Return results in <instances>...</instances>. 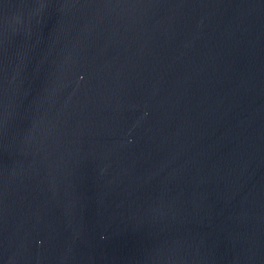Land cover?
<instances>
[{"label": "water", "instance_id": "obj_1", "mask_svg": "<svg viewBox=\"0 0 264 264\" xmlns=\"http://www.w3.org/2000/svg\"><path fill=\"white\" fill-rule=\"evenodd\" d=\"M0 264H264V0H0Z\"/></svg>", "mask_w": 264, "mask_h": 264}]
</instances>
